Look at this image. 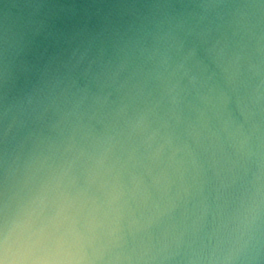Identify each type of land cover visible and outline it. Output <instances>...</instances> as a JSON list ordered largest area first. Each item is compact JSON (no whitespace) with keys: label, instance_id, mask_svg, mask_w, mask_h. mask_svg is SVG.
Here are the masks:
<instances>
[{"label":"clouds","instance_id":"clouds-1","mask_svg":"<svg viewBox=\"0 0 264 264\" xmlns=\"http://www.w3.org/2000/svg\"><path fill=\"white\" fill-rule=\"evenodd\" d=\"M0 264H264V0H0Z\"/></svg>","mask_w":264,"mask_h":264}]
</instances>
